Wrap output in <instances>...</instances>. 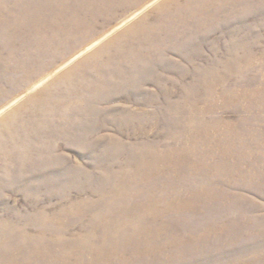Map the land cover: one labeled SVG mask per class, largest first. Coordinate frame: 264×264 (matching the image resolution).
Instances as JSON below:
<instances>
[{
    "label": "rangeland",
    "instance_id": "rangeland-1",
    "mask_svg": "<svg viewBox=\"0 0 264 264\" xmlns=\"http://www.w3.org/2000/svg\"><path fill=\"white\" fill-rule=\"evenodd\" d=\"M96 1L0 0V255L16 245L11 233L46 232L50 243L52 234L72 239L59 252L67 260L26 264H264V1L122 0L107 9ZM206 82L217 84L210 98L201 92ZM244 91L257 92L249 96L256 100L252 109L234 95ZM209 106L213 111H204ZM210 121L230 124L208 134L213 141L228 138L211 145L225 147L208 161L222 163L221 170L160 176L162 189L153 195L160 208L173 197L192 198L187 192L196 189L213 192L215 200L143 213L158 217L153 225L122 215L126 235L157 229L158 238L144 234L152 237L140 245L156 247L159 256L130 257L124 241H99L86 248L114 254L107 260L95 253V261L91 250L74 246L83 226L113 214L64 210L81 200L97 203L101 186L135 173L132 157L181 148L195 126ZM241 147L251 159L239 160ZM174 161L182 172L184 159ZM55 216L74 225L57 227ZM176 236L185 239L175 242L182 247L172 245Z\"/></svg>",
    "mask_w": 264,
    "mask_h": 264
},
{
    "label": "bare ground",
    "instance_id": "bare-ground-1",
    "mask_svg": "<svg viewBox=\"0 0 264 264\" xmlns=\"http://www.w3.org/2000/svg\"><path fill=\"white\" fill-rule=\"evenodd\" d=\"M99 2H95V4L98 6V9H107L110 7L112 3H116L122 0H98ZM157 1V0H156ZM229 4H237L241 3L245 5L246 3H253L256 5L258 2L261 3V1L264 0H226ZM256 1V2H255ZM262 10H264V5L262 4ZM204 11V10H203ZM263 12V11H262ZM73 14V13H72ZM71 14V15H72ZM139 12H136L135 16H137ZM98 15V14H97ZM96 18V17H95ZM39 21L44 20L43 17L39 16ZM81 23H74V27L78 28L81 27ZM69 61L68 63H70ZM55 71H53L52 74H50L47 77L42 78L39 82H37L31 89L39 87L42 83H44L46 80L51 78ZM219 80L216 82L218 83ZM216 83H209L206 82L203 86V90L201 89V92L207 96V98L212 97L215 92H217L218 89H216ZM219 84V83H218ZM250 94L257 95L256 91H244V92H234L235 97H237L240 100L248 101L250 105V109L253 108V105L255 104V99L253 97H249ZM192 104V103H191ZM200 104V101H196L194 105ZM190 106V105H189ZM192 108V107H191ZM198 110V109H197ZM192 108L193 116L196 119H199L201 116V112L197 111ZM201 110V108H200ZM204 111L212 112L213 107L209 106V108L204 109ZM200 120V119H199ZM247 120L244 122L246 123ZM243 122V124H245ZM226 122L224 121H218L217 123H214L213 121L209 122V125H204L200 127H194V130L192 132L193 137L188 135L185 137L184 141H181L182 147L181 148H169L166 150L163 154L159 153L158 150H155L156 148L149 149L150 151L142 153L141 155L137 157H132L129 161V165L136 166L137 170L134 174H120L118 176L119 181L116 185L109 187H100L97 191V195H99V201L97 203H89L86 201H82L81 203L78 202L76 205L71 207V209L64 210L65 215L69 214L70 212H76L78 214H81L83 216L85 213L88 214L89 212L85 211V207L90 208V212H98L101 210L108 211L112 213V216H109L107 218H100L97 219L92 226H83L82 228L85 229V234L81 236L74 237L75 241H73L74 246L79 247L80 249L86 250V245L92 244V243H99L100 242H114L119 243V241H124V243L129 244L126 245L130 246V250L128 255L130 257L135 256H144V255H153L159 256L160 253H162L160 250L156 249V247H144L143 245H140L141 240H143L146 237H152L158 238L157 234L159 232L156 230H152V228L148 229L147 231L142 230L137 232L136 236H130L126 235V232L128 231V225L124 223L122 220V215L128 216V218L135 217L137 219L142 220L143 218H146L143 213H170L181 209H195L199 203L203 200H215V195L213 192H203L200 190H190L187 193L192 194V198H177L173 197V199L166 201L165 207L160 208V206L156 203V197L153 195L154 191H157L159 189H162V185L160 186V181L157 178L163 175H169L171 176L173 173H177L178 176H192L195 177L196 175H204L209 176L207 173L211 171L212 169L215 170H221L222 163L215 162L210 163L208 162L209 159H214L215 149L219 150V155H223L224 148H211V145H220L228 141L227 136L224 138L223 141H213L211 140V137L209 138L208 134L215 135L217 133L216 127L219 125H225ZM228 125V128L230 124ZM235 125H233V128ZM213 129V130H212ZM191 131V128H186L184 131L188 132ZM201 135L202 138L197 140L195 135ZM226 133H224V136ZM202 143V144H201ZM242 147H246L243 145ZM239 148L238 151L241 153L239 160L246 159L247 156L249 159H251V156L246 153L247 149L245 148ZM247 148V147H246ZM243 149V150H242ZM184 159L185 166L181 170L182 172L177 169L179 166L178 163H176L174 160L176 159ZM168 171H171V173H168ZM182 173V174H181ZM172 177V176H171ZM170 177V178H171ZM176 177V176H175ZM170 180V179H168ZM167 180V181H168ZM152 182L153 184H151ZM109 187V188H108ZM164 190H168L167 187L163 188ZM173 193L174 195L175 191H170V194ZM137 196V197H136ZM175 196V195H174ZM135 197V198H134ZM126 199H134L135 201L131 204H128L127 202L124 203L123 201ZM77 214V215H78ZM63 215V214H62ZM64 215V216H65ZM53 222L57 223V227L63 228V229H70L74 224L69 222H64L62 219L60 220V217L55 216L53 218ZM153 219V220H152ZM155 219H158L156 215L153 217L147 216L146 220L149 221L152 225L155 222ZM50 229V227H49ZM134 229V228H133ZM57 230V229H56ZM62 230V229H60ZM159 230V229H158ZM116 232V233H115ZM158 232V233H157ZM8 233V232H6ZM54 233V232H53ZM149 233V235L152 236H144V234ZM13 236L12 238L9 237L8 240L15 241V246H10L11 250L10 252H6L0 255V264H17L19 258H21L26 264V262H29L30 258H35L39 260H48V259H61V261L67 260L66 258H62L59 254V252H62L61 249L68 247L72 244L71 238H68L65 234H52L50 239L52 243H50L47 239V233L41 232V234L38 236V238L26 236L25 234L20 235L19 233L16 234H10ZM196 235V234H195ZM198 235V234H197ZM0 235V242L1 240H4ZM8 237V236H7ZM6 237V239H7ZM68 238V239H67ZM177 240L173 241L175 245V242H185V239H182L180 236H176ZM181 238V239H180ZM5 239V240H6ZM195 239V238H194ZM196 240V239H195ZM139 244V245H138ZM171 245V246H172ZM9 246V245H8ZM92 247V246H91ZM89 247L88 249L91 250L90 256L93 255V259L97 261L99 257L95 254H104L105 258L109 260L108 254H114L111 250L107 251H97L92 250V248ZM174 247H182V244H176ZM91 248V249H90ZM132 248V249H131ZM78 251V250H77ZM63 253V252H62ZM87 253V252H86ZM151 254V255H150ZM101 259V258H100ZM174 259H177V256H174ZM105 260V261H107ZM88 262V261H87ZM20 264V263H19Z\"/></svg>",
    "mask_w": 264,
    "mask_h": 264
}]
</instances>
